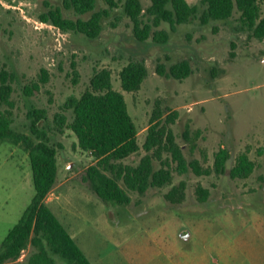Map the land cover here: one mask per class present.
<instances>
[{
    "label": "rangeland",
    "instance_id": "obj_1",
    "mask_svg": "<svg viewBox=\"0 0 264 264\" xmlns=\"http://www.w3.org/2000/svg\"><path fill=\"white\" fill-rule=\"evenodd\" d=\"M46 1L73 19L91 15L66 8L65 0H0V67L16 74L9 107L13 128L29 132L32 106L47 108L52 123L69 96H80L94 73L108 68L138 126L141 148L125 158V164L138 165L148 153L144 144L154 113L160 111L165 119L177 112L169 127L185 157L211 170L204 175L192 168L180 173L171 155L163 152L154 167L170 159L172 181L143 193L121 181L131 202L120 205L103 200L93 189L88 168L98 159L80 147L75 132L67 127L52 134L59 175L46 202L92 263L264 264V38L242 24L238 10L230 18L204 23L201 0H187L198 6L190 21H164L155 27L169 33L165 43L153 36L136 38L125 12L127 0H96L97 10L112 8L101 34L91 38L42 21L41 14L49 9ZM141 1L145 9L151 4ZM131 60L144 61L148 69L135 91L124 89L121 80V70ZM183 60L191 65L190 75L172 76L171 65ZM159 65L166 74L159 72ZM34 81L40 82V89L27 95L25 88ZM68 114L71 121V111ZM220 149H227L230 158L219 174L214 162ZM244 152L255 168L247 178L232 177L230 171ZM182 183L184 198L170 199L169 191ZM201 187L208 190L205 200L199 198ZM35 193L29 152L0 140V248ZM29 252L30 247L19 260ZM54 258L56 264H65L58 255Z\"/></svg>",
    "mask_w": 264,
    "mask_h": 264
},
{
    "label": "trees",
    "instance_id": "obj_2",
    "mask_svg": "<svg viewBox=\"0 0 264 264\" xmlns=\"http://www.w3.org/2000/svg\"><path fill=\"white\" fill-rule=\"evenodd\" d=\"M144 8L141 0H127L125 12L134 24V34L140 41L153 36L159 43L169 39L164 29L156 30L162 22L181 24L190 21L198 11V6L187 0H150ZM264 0H201L206 6L203 11L204 23L211 19H227L234 12H240V21L254 36L264 38ZM96 0H65L66 8H74L88 18L76 19L64 15L60 6H50L41 14L44 22H49L65 31L83 33L88 37H98L103 30V19L111 13V8L96 9ZM112 4H114L112 2ZM161 74L167 71L163 65L158 68ZM192 71L189 61L183 60L171 65L169 73L176 78H185ZM78 77L79 72L75 69ZM148 75L144 61L131 60L121 70L122 86L128 91L140 89ZM16 74L5 67H0V140H9L22 145L30 156L36 193L24 211L18 223L9 231L0 248V264H56L54 255H58L65 264H93L75 238L63 224L46 198L54 188L59 175L58 149L52 142V134L63 133L71 128L78 137L82 149L90 151L98 163L88 168V177L93 189L105 201L124 205L131 202V196L121 185V181L131 190L145 192L150 186H163L172 181L170 159L163 166L155 169L154 160L162 159L163 152L171 155L177 163L180 173L192 168L198 175L210 174L198 159L188 161L183 148L178 144L169 127L175 121L177 112L162 118V113L155 112L151 119L148 136L144 147L148 153L138 165L125 164L123 160L141 148L138 141V126L131 115L124 93L113 86L112 72L108 68L97 70L90 85L80 95H71L56 112L52 123L45 107L32 106L28 112L29 132L13 128L12 104L14 92L13 80ZM43 81L48 80V71L43 69ZM77 80V78H76ZM40 89V82L27 85L25 92L33 95ZM72 113L70 121L68 112ZM230 152L220 149L215 156L214 169L224 173ZM255 168V163L244 152L238 155L236 164L231 169L232 177L247 178ZM184 183L174 186L167 196L175 201L184 198ZM200 199L208 197V190L199 188ZM30 247L24 260H19L22 252Z\"/></svg>",
    "mask_w": 264,
    "mask_h": 264
}]
</instances>
